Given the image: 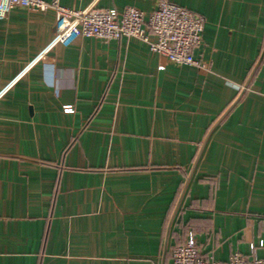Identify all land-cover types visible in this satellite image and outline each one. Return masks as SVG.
Returning a JSON list of instances; mask_svg holds the SVG:
<instances>
[{
  "label": "crops",
  "instance_id": "crops-1",
  "mask_svg": "<svg viewBox=\"0 0 264 264\" xmlns=\"http://www.w3.org/2000/svg\"><path fill=\"white\" fill-rule=\"evenodd\" d=\"M169 1L203 16L209 69L135 37L52 43V9L0 18V264H172L189 235L264 259V0Z\"/></svg>",
  "mask_w": 264,
  "mask_h": 264
},
{
  "label": "built area",
  "instance_id": "built-area-1",
  "mask_svg": "<svg viewBox=\"0 0 264 264\" xmlns=\"http://www.w3.org/2000/svg\"><path fill=\"white\" fill-rule=\"evenodd\" d=\"M14 6L52 9L55 13L52 43L66 45L78 37L89 36L135 37L147 43L152 52L172 62L209 69L207 63L194 54L202 40L203 16L169 0H159L148 15L132 5L117 10L93 4L70 8L59 0H0V18ZM64 110L70 111L72 107L64 105ZM170 257L172 264H264L263 258L247 257L238 251L232 252L226 260L204 258L192 235L174 245Z\"/></svg>",
  "mask_w": 264,
  "mask_h": 264
},
{
  "label": "trees",
  "instance_id": "trees-1",
  "mask_svg": "<svg viewBox=\"0 0 264 264\" xmlns=\"http://www.w3.org/2000/svg\"><path fill=\"white\" fill-rule=\"evenodd\" d=\"M178 243H180V242H178Z\"/></svg>",
  "mask_w": 264,
  "mask_h": 264
}]
</instances>
